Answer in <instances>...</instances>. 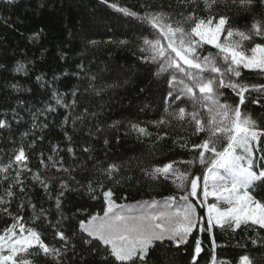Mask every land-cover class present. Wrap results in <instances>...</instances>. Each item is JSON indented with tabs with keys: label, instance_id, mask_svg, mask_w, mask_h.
<instances>
[{
	"label": "snow or ice",
	"instance_id": "6c2138e0",
	"mask_svg": "<svg viewBox=\"0 0 264 264\" xmlns=\"http://www.w3.org/2000/svg\"><path fill=\"white\" fill-rule=\"evenodd\" d=\"M8 2L11 3L12 0ZM101 2L126 17L147 25L144 31L152 30L149 35L140 37L139 51L145 54L141 59L158 65L154 76L168 73L170 77L167 79L169 90L164 97L165 115L153 123L158 127L163 126L170 123L167 118L171 117L180 122L182 128L186 124V130H190L193 136L201 137L206 133L199 143L192 142L190 138L180 143L181 148H189L191 145L194 158L179 162L188 167L199 163L205 170L202 176H196L187 168H179L176 161L150 169L142 168L144 175L152 180H171L181 194L178 197L175 194L164 197L162 207L161 202L154 199L139 202L136 207L118 204L111 187L105 188L103 183L93 180H89L86 185L81 184L71 175L73 169L64 167L65 161L60 153L66 151L73 157L76 155L72 136L65 126L71 123L75 130L77 124H84L86 119L95 118L97 113L89 112L87 107L83 112H77L78 90L72 91L73 99L70 103L66 102L62 94L54 92L55 106L49 104L34 113L32 128L20 133V136L35 138L28 147H32L36 140H45V130L50 127L47 115L55 113L57 107H63L67 114L59 127L63 130L68 146L62 149L59 144L51 145L46 159L41 153L43 173H32L28 167L29 157L23 146L17 148L6 166L0 167V173L15 169L13 182L8 183L4 195H0V212L11 216L13 220L11 225L0 232V264H38L36 258L41 256L45 259V264H155L154 253L160 249L178 251L182 245L190 243L189 238L195 232H207L211 235L217 227L235 231L242 225L257 226L264 230V200L256 199L257 190H264V147L261 146L264 144V128L250 114L242 112V106L249 100L252 92L264 94V84L245 83L242 76L244 70L255 71L264 76V19L255 20L247 31L234 28L229 17L217 16L214 11L220 0H202L203 9L200 8L201 0H180L175 7L181 8L176 13L181 19L175 21L172 13L163 11V5L156 11L149 9L157 6L141 5L145 9L141 14L110 0ZM240 2L246 9L264 8V0ZM201 11L207 15H198ZM236 37L239 39H235ZM257 37L260 38L259 42L256 41ZM245 41L250 42L248 49L244 48ZM204 45H211L217 52L204 55ZM22 69L21 65L17 70ZM40 79L42 78L37 77L38 81ZM90 89L95 95H100V91L91 83L85 91ZM225 89H230L238 98L234 104L228 103L226 98L221 100L225 96ZM251 103L264 106V96L251 99ZM189 104L192 106L191 111L188 110ZM170 108L173 110L169 111ZM205 112L207 119L204 118ZM39 115L45 117L43 122L39 121ZM118 124L117 121L109 127L115 128ZM131 128L138 135H151L146 127L139 124H132ZM0 130L11 131L8 120L0 119ZM102 131L97 125L95 132L89 129L88 136L94 138L96 133ZM167 135L165 132L156 138L161 140ZM225 140L226 144L223 143ZM104 143L107 145L108 140L105 139ZM218 143L221 148L217 147ZM82 151L90 153L92 149L85 146ZM209 153L211 157L207 155ZM257 153H260L258 158ZM50 169L55 171L49 174ZM120 171L119 165L111 163L103 169L102 175L118 184L120 181L115 178ZM25 172L31 173L32 187L38 186L48 199L55 201L60 220L55 224L49 223V226L54 230V238L61 242L59 247L47 244L36 227H26L21 222L23 217L19 210L25 207L32 209L36 220L47 219L42 207L36 212L28 184L21 179ZM56 173L67 174L68 179ZM4 179L7 181L8 177L5 176ZM73 184L80 187H74ZM81 189L89 199L98 200L103 197L102 214H90L87 219L80 218L78 229L70 223L66 226L72 231V236H69L61 223L65 219H72L65 217L63 213L65 197L68 193H78ZM18 193L21 202L17 206V214L12 216L10 207ZM210 196L215 198L216 203L208 202ZM197 204L206 209L204 216L197 212ZM221 204L228 206L221 207ZM73 239H78L79 243H73ZM257 242L256 239L251 241L253 245ZM212 245L211 264H217L214 239ZM202 251L201 239L194 237L190 264H199L198 257ZM69 252L72 253L71 256L68 255ZM241 264H253V261L248 256H243Z\"/></svg>",
	"mask_w": 264,
	"mask_h": 264
},
{
	"label": "trees",
	"instance_id": "16d2710c",
	"mask_svg": "<svg viewBox=\"0 0 264 264\" xmlns=\"http://www.w3.org/2000/svg\"><path fill=\"white\" fill-rule=\"evenodd\" d=\"M110 2L129 7L141 14L145 11L141 5L157 6L149 9L152 11L160 10L159 6L163 5V11L172 13L173 21L181 19L176 15L181 8L175 7L180 0ZM200 8L203 9L202 0ZM214 11L217 16L229 17L232 26L243 31H247L255 20L264 19V8L246 9L240 0H220ZM198 15L206 16L207 13L201 11ZM146 27L148 26L139 20L114 11L101 0H12L11 3L0 0V119H6L11 124V131L0 130V167L6 166L17 148L23 146L29 157L28 167L32 173H43L41 153L46 159L51 145L59 144L62 149L68 146L63 130L59 127L67 110L57 107L55 113L47 115L50 127L45 130L46 139L36 140L32 147L28 145L35 138H22L20 133L32 128L34 113L49 104L55 106L54 92L62 94L66 102L70 103L73 99L72 91L78 90L77 112H83L87 107L89 112H95L97 116L86 119L84 124H77L75 130L71 123L65 126L72 136L76 155L73 157L65 151L60 156L65 161L64 167L73 169L71 175L81 184L86 185L89 180L99 181L105 188L113 189L114 199L118 204L137 206L139 202H150L153 199L160 202L166 196L175 194L178 197L181 194L171 180H152L144 175L142 168L150 169L176 161L179 168H187L193 175L202 176L205 169L199 163L194 167L179 164L180 161L194 158L191 145L189 148H181L180 143L189 138L192 142L199 143L207 134L193 136L190 130H186V124L182 128L181 123L171 117L167 118L169 124L158 127L153 123L165 115L164 97L169 90L167 79L170 77L168 73L154 76L158 65L141 59L145 54L139 51L140 37L147 36L152 31H144ZM259 40L257 37L256 41ZM92 41L96 43L93 44ZM120 41L127 43L121 44ZM243 44L248 49L250 42L245 41ZM202 52L204 55L215 54L217 49L204 45ZM21 65L23 69L18 71ZM242 76L245 83L264 84V76L255 71L244 70ZM37 77L42 79L38 81ZM89 83L100 91V95H95L91 89L85 91ZM224 92L222 101L226 98L228 103L234 104L238 100L230 89H225ZM261 96L264 94L252 92L249 100L242 106V112L250 114L264 128V106L251 103V99ZM188 110H192L190 104ZM204 118L207 119L206 112ZM38 119L43 122L45 117L39 115ZM117 121L119 124L115 128L109 127ZM132 124L146 127L151 135H138L132 130ZM97 125L103 131L96 133L94 138L89 137V129L95 132ZM165 132L168 135L164 139L156 138ZM105 139L108 140L107 145L104 143ZM223 143L226 144V140ZM85 146H90L92 151L84 153L82 148ZM261 146L264 147V144ZM217 147L221 148V144L218 143ZM207 155L211 157L210 153ZM259 155L257 153V158ZM111 163L121 168L115 178L120 181L118 184L102 175L103 169ZM54 171L50 169L49 174ZM56 175L68 179L67 174ZM5 176L8 177L7 181ZM14 177V168L7 173H0V195H4L5 187L13 182ZM21 179L28 184L36 212L42 207L47 217L46 220H36L32 209L25 207L19 210L23 217L21 222L26 227H36L47 244L59 247L61 242L54 238V230L49 226V223L55 224L60 220L54 199H48L38 186L32 187L31 173L25 172ZM73 186L80 187L75 184ZM256 199L264 200V190H257ZM20 202L18 193L10 207L12 216L17 214ZM196 206L197 212L204 216V208L199 204ZM102 209V196L98 200L89 199L83 189L78 193H68L63 213L65 217L72 219L63 220L62 226L66 227L71 223L78 229L80 218L87 219L90 214H102ZM12 223L11 216L0 212V232ZM66 231L72 236V231L67 227ZM194 237H199L202 241L203 251L198 257L199 264H211L213 239L217 264L236 263L243 256H248L253 264H264V230L257 226L243 225L235 231L217 227L211 235L207 232H195L189 238L190 243L182 245L178 251L160 249L154 253L155 264H190ZM253 239L258 241L256 245L251 243ZM72 242L79 243L78 239H73ZM68 255L71 256L72 253L69 252ZM36 259L38 264H45L42 256Z\"/></svg>",
	"mask_w": 264,
	"mask_h": 264
},
{
	"label": "rangeland",
	"instance_id": "374dc122",
	"mask_svg": "<svg viewBox=\"0 0 264 264\" xmlns=\"http://www.w3.org/2000/svg\"><path fill=\"white\" fill-rule=\"evenodd\" d=\"M161 202V207L163 206V201H160ZM193 202H195V201H193ZM208 202L209 203H216V200H215V198L214 197H209L208 198ZM221 207H227L228 205H226V204H221L220 205ZM132 207H136V206H132ZM205 210V212H206V209H204ZM221 264H241V258L238 260V262H236V263H228V262H226V263H221Z\"/></svg>",
	"mask_w": 264,
	"mask_h": 264
}]
</instances>
